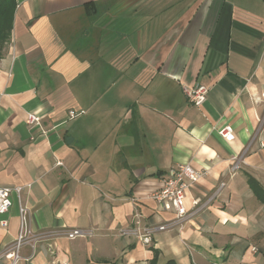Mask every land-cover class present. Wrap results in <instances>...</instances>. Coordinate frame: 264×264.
Instances as JSON below:
<instances>
[{
	"label": "crops",
	"instance_id": "0c3cea01",
	"mask_svg": "<svg viewBox=\"0 0 264 264\" xmlns=\"http://www.w3.org/2000/svg\"><path fill=\"white\" fill-rule=\"evenodd\" d=\"M10 34L0 185L24 189L0 215V253L19 234L20 201L39 239L18 264H150L154 250L160 264H258L264 0H16ZM199 85L209 93L198 107L185 90ZM183 164L208 171L186 201L202 209L148 246L122 235L174 218L148 195ZM73 229L90 235L69 240Z\"/></svg>",
	"mask_w": 264,
	"mask_h": 264
},
{
	"label": "built area",
	"instance_id": "2783aa9c",
	"mask_svg": "<svg viewBox=\"0 0 264 264\" xmlns=\"http://www.w3.org/2000/svg\"><path fill=\"white\" fill-rule=\"evenodd\" d=\"M188 97V101L195 105L201 106L205 103L209 88L204 85L185 90ZM79 114L76 112H70V118H76ZM42 116L35 112L27 114L26 124L31 128H38L41 126ZM218 135L226 142L231 141L234 137V130L232 126H224L217 130ZM240 168L238 160L234 162L231 167V172L235 174ZM208 175L207 170H197L190 164H183L176 168H173L166 177L161 179V187L148 195V199L156 202L157 210L165 213H173L174 218L171 221L164 222L157 226H145L142 229H128L122 231V235L133 236L139 238L141 243L148 246L153 242L154 236L162 231H166L173 227H182V223L189 221L193 218L201 209L202 205L200 200L192 201V210L188 211L186 207V201L188 191L202 178ZM224 183L221 184L220 189L224 187ZM30 187V185H28ZM24 187H4L0 185V215H6L14 206V197H20ZM30 210L26 206H23L19 201V219L20 229L19 234L14 242L5 245L1 251L0 259L4 257L10 264H18L23 259L22 248L32 242L34 238L36 241L39 239L34 235L29 224ZM139 225V220L135 222ZM2 227H7L8 222H0ZM90 234L82 229H73L66 233L69 240L76 238L87 237Z\"/></svg>",
	"mask_w": 264,
	"mask_h": 264
},
{
	"label": "trees",
	"instance_id": "16d2710c",
	"mask_svg": "<svg viewBox=\"0 0 264 264\" xmlns=\"http://www.w3.org/2000/svg\"><path fill=\"white\" fill-rule=\"evenodd\" d=\"M16 6V0H0V31L8 30L9 34L12 27V19L14 15V10ZM250 185L253 183L249 179ZM261 195H259L260 197ZM261 201L264 203V196L260 197ZM158 251L154 250V258L150 261V264H160L158 260ZM164 264H178L175 260H169Z\"/></svg>",
	"mask_w": 264,
	"mask_h": 264
},
{
	"label": "rangeland",
	"instance_id": "374dc122",
	"mask_svg": "<svg viewBox=\"0 0 264 264\" xmlns=\"http://www.w3.org/2000/svg\"><path fill=\"white\" fill-rule=\"evenodd\" d=\"M10 35L11 34H9V32H8V30H5V32L3 31V30H1L0 31V56L4 53V50H5V48L7 47V44H8V42H9V40H10ZM40 241H44V240H40ZM35 242H36V240L33 238L32 239V242H30V243H33V246H34V244H35ZM29 243V244H30ZM232 247H229V249L227 250V253L226 254H228L229 253V250L231 249ZM256 249V248H255ZM257 255H258V257H259V260H258V264H264V249H263V251H262V249H258V251H257ZM1 255V254H0ZM23 257V256H22ZM235 259L237 258V256H233ZM2 258H4V257H2ZM1 258V259H2ZM224 261V259L223 258H221V259H216V262H217V264H219V263H221V262H223Z\"/></svg>",
	"mask_w": 264,
	"mask_h": 264
}]
</instances>
